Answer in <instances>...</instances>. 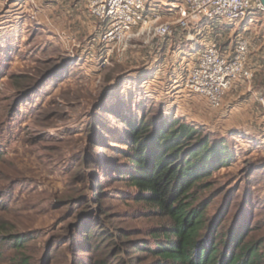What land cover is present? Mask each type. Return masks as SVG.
I'll return each mask as SVG.
<instances>
[{
	"label": "rangeland",
	"instance_id": "rangeland-1",
	"mask_svg": "<svg viewBox=\"0 0 264 264\" xmlns=\"http://www.w3.org/2000/svg\"><path fill=\"white\" fill-rule=\"evenodd\" d=\"M94 10V0L0 4V228L6 223L13 234L29 238L24 253L37 262L49 248L63 244L76 225L81 230L96 227L99 207L107 210L106 229H136L139 234L132 240L150 239L149 231L169 219L137 202L132 186L115 180L129 162L114 153L128 147L126 120L163 126L178 118L214 143L223 140L231 155L229 164L204 180L211 187L198 192L202 200L217 195L207 216L227 211L225 232L246 228V240L264 254L260 100L253 101L259 115L250 117L241 99L229 98L228 106L214 109L182 94L173 81L197 61L201 45L192 49L185 40L167 42L154 32L160 23L176 22L177 12L165 8L160 15L150 14L131 37L110 42ZM176 33L184 34L179 28ZM197 33L200 41L230 50L240 35L257 45L264 42L260 25L243 31L211 22ZM258 56L264 63L262 53ZM57 65L56 72L45 76ZM252 83L264 88V65ZM261 87L257 98L264 97ZM254 129L257 134L249 132ZM2 253L0 264H10L14 251Z\"/></svg>",
	"mask_w": 264,
	"mask_h": 264
},
{
	"label": "trees",
	"instance_id": "trees-1",
	"mask_svg": "<svg viewBox=\"0 0 264 264\" xmlns=\"http://www.w3.org/2000/svg\"><path fill=\"white\" fill-rule=\"evenodd\" d=\"M58 66L45 76L56 72ZM124 124L128 147L117 148L114 154L126 157L129 169L115 180L132 186L135 200L151 205L152 212L168 218L169 223L153 227L150 239L132 240L139 234L136 229H106L103 216L107 210L99 207L96 227L90 224L81 230L76 225L63 244L48 249L41 262L24 253L30 239L13 234L3 223L0 260L3 249H12L15 256L10 264H264V254L256 243L246 240V228L232 227L225 232L223 216L227 211L207 216L216 193L199 199L198 192L211 187L204 180L229 164L231 155L223 146L225 142H212L210 135L178 118L163 126L146 119Z\"/></svg>",
	"mask_w": 264,
	"mask_h": 264
},
{
	"label": "built area",
	"instance_id": "built-area-1",
	"mask_svg": "<svg viewBox=\"0 0 264 264\" xmlns=\"http://www.w3.org/2000/svg\"><path fill=\"white\" fill-rule=\"evenodd\" d=\"M8 1L0 0V4ZM165 6L170 12L177 11L179 18L174 23L156 25L155 35L164 41H171L179 28L184 33L183 40L191 43L192 49L201 45L197 61L173 82L182 93L202 99L208 107L223 108L231 90L251 83L258 69L262 68L263 64L261 66L252 57L257 47L260 50L264 47V42L260 39L261 43L257 45L251 37L240 35L231 50L225 49L212 41H200L198 28L211 22L236 26L243 31L257 25L264 27L262 1L178 0L176 4ZM94 8V14L100 17L104 27L105 38L110 42L131 37L135 29L147 23L150 14L156 16L162 12L151 0H94ZM262 38L264 40V36ZM260 97L264 108V97Z\"/></svg>",
	"mask_w": 264,
	"mask_h": 264
},
{
	"label": "crops",
	"instance_id": "crops-1",
	"mask_svg": "<svg viewBox=\"0 0 264 264\" xmlns=\"http://www.w3.org/2000/svg\"><path fill=\"white\" fill-rule=\"evenodd\" d=\"M178 0H151V3L153 5H156L158 7H160L161 11L163 9L166 8L165 5H172V4H176ZM167 9V8H166ZM172 12H177V11H172ZM172 42H178V41H183V36L182 37H179V35L177 33H175V35L172 37L171 39ZM169 42V41H167ZM185 42V41H183ZM263 44V43H262ZM190 46V45H189ZM198 47V46H197ZM264 48V47H263ZM260 50V48H259ZM264 51V49H263ZM263 51H257L255 50V52L253 53V59L255 61H257V63H259L260 65L264 63H262L263 61L262 60H259V54L262 53V56L261 58L264 57V52ZM262 66V65H261ZM261 86L259 85H255V83L253 84L252 82L251 83H245V84H242V85H239L237 87H235L233 90H231V92L226 96L225 98V103L224 105L225 106H228L227 104V101L230 100L229 98L233 99L234 98V101H237L238 99H241V102L243 103L244 107L246 109H249L250 111L247 112V115H250L251 116H258L259 115V110L257 109V106L255 107L253 105L254 102H257V100L259 101V98L258 97V89L260 88ZM261 89L264 90L263 87H261ZM234 93V94H233ZM183 94V93H182ZM185 94V93H184ZM233 94V95H232ZM232 95V96H231ZM262 95V94H261ZM260 95V96H261ZM255 98V99H254ZM254 101V102H253ZM258 103V102H257ZM259 104V103H258ZM260 106L261 103H260ZM244 108V109H245ZM249 132L251 133H256L255 129L254 130H250Z\"/></svg>",
	"mask_w": 264,
	"mask_h": 264
},
{
	"label": "water",
	"instance_id": "water-1",
	"mask_svg": "<svg viewBox=\"0 0 264 264\" xmlns=\"http://www.w3.org/2000/svg\"><path fill=\"white\" fill-rule=\"evenodd\" d=\"M261 1H262L263 5H264V0H261Z\"/></svg>",
	"mask_w": 264,
	"mask_h": 264
}]
</instances>
